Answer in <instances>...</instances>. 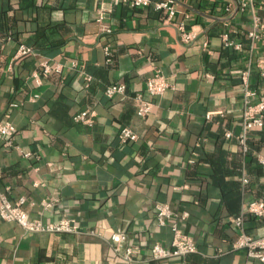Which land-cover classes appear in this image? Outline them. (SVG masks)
Instances as JSON below:
<instances>
[{
  "label": "crops",
  "instance_id": "1",
  "mask_svg": "<svg viewBox=\"0 0 264 264\" xmlns=\"http://www.w3.org/2000/svg\"><path fill=\"white\" fill-rule=\"evenodd\" d=\"M161 1L135 9L117 0H0V123L16 129L12 146L0 140V196L25 198L32 221L79 227L26 232L0 217V264H262L233 245L242 233L264 237V217L246 212L264 200V128L250 133L247 149L238 140L246 72L252 101L264 96V33L251 41L252 15L237 0H174L172 20L156 10ZM100 10L110 32L100 29ZM257 14L264 21V0ZM181 23L195 43L181 41ZM223 34L242 49L227 47ZM21 47L34 53L16 59ZM44 62L60 70L38 82ZM157 72L171 88L149 97ZM114 84H125L126 95L108 97ZM137 93L155 105L145 118ZM86 109L94 123H76ZM123 127L138 140L122 144ZM157 204L187 215L178 225L196 253L152 258V247L173 237L170 222L157 221ZM120 229L127 240L116 250Z\"/></svg>",
  "mask_w": 264,
  "mask_h": 264
},
{
  "label": "built area",
  "instance_id": "2",
  "mask_svg": "<svg viewBox=\"0 0 264 264\" xmlns=\"http://www.w3.org/2000/svg\"><path fill=\"white\" fill-rule=\"evenodd\" d=\"M102 1V0H99ZM116 1V0H113ZM128 4L130 7L139 9L147 8L152 2L151 0H117ZM259 0H237L236 9L240 13H251L253 18V26L251 31L248 33V37L253 43L258 41L264 33V21L257 14V3ZM155 8L158 11H165L168 20H172L176 13L177 8L174 0H163L155 3ZM232 5L228 7V11L232 12ZM104 13L102 10L99 11V18L97 20L100 29L103 32H110V27L104 22ZM181 41L184 44H193L197 41V34L193 31H188L186 24L181 23L178 27ZM222 40L227 47H234L237 50L242 49V45L231 40L228 34L222 35ZM206 47L207 45L204 44ZM33 50L27 47H21L16 55V59L26 57L33 54ZM42 75H35V78L40 82L42 76H48L53 70H60L57 66H52L48 62L42 64ZM258 68L264 77V61L258 63ZM249 72H246L243 77V82L246 86V107L242 113V127L243 134L238 137L240 144L247 149L246 142L251 132L264 128V96L256 102L252 101V97L255 95L248 85ZM171 88L169 80L162 75L160 72L154 74L153 77L148 79L146 83V93L149 97H158L163 95L166 91ZM108 97H114L116 95H126L127 86L125 84H114L107 87L105 91ZM134 101L137 106V115L141 118H145L150 115L154 108V103L146 98L143 93H137L134 95ZM95 112L86 109L80 112L74 117L76 123H84L92 125L95 119ZM15 127L9 121L0 123V140L4 141L7 146H12L13 137L15 134ZM227 138L233 136L232 133L226 134ZM138 140V136L129 127H123L120 131V142L127 144ZM258 164L264 171V156L259 155L257 158ZM2 174L0 172V178ZM0 204V217L6 221H14L18 223L26 232H44V233H77L78 225L71 222L68 219H62L53 223H43L41 221H32L29 217V212L25 208L26 199L20 198L16 202H12L6 195H1ZM156 217L160 226L164 227L171 224L173 233L172 242L170 246H164L159 243L155 244L151 249L152 258L156 260H167L176 257H186L189 254L196 253L198 251L197 245L193 238L187 235L178 225V220H185L186 214L179 215L172 207L168 204H157L156 205ZM246 212L255 218L264 217V200H257L250 203L246 209ZM174 220V221H173ZM238 227L243 224V217H238L234 220ZM127 235L124 230H118L112 235V242L116 245V250L126 242ZM235 249H245L251 259H255L260 263L264 264V237H255L242 233L238 240L234 243ZM133 254L130 250L128 257ZM57 264H68L65 261H59Z\"/></svg>",
  "mask_w": 264,
  "mask_h": 264
}]
</instances>
